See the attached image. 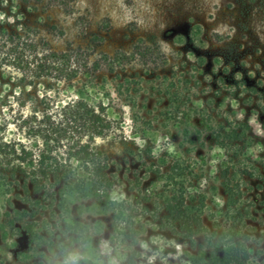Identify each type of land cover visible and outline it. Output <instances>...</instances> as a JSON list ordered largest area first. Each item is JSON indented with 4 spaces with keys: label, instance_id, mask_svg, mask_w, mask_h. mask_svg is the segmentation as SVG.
Segmentation results:
<instances>
[{
    "label": "rangeland",
    "instance_id": "rangeland-1",
    "mask_svg": "<svg viewBox=\"0 0 264 264\" xmlns=\"http://www.w3.org/2000/svg\"><path fill=\"white\" fill-rule=\"evenodd\" d=\"M3 26L52 49L81 48L88 66L150 49L72 81L33 79L0 50V141L38 151L35 126L81 94L110 120L95 138L106 176L88 195H62L53 183L49 194L27 195L17 160L0 155L12 160L1 166L0 264H191V254L208 257L230 240L264 264V0H71L68 10L0 0ZM229 127L243 135L239 155L212 138ZM69 141L55 146L60 159ZM173 192L200 210L206 230L188 237L165 222Z\"/></svg>",
    "mask_w": 264,
    "mask_h": 264
},
{
    "label": "trees",
    "instance_id": "trees-1",
    "mask_svg": "<svg viewBox=\"0 0 264 264\" xmlns=\"http://www.w3.org/2000/svg\"><path fill=\"white\" fill-rule=\"evenodd\" d=\"M21 1L33 3L42 0ZM47 1L60 5L65 10L70 8L71 3V0ZM174 30L168 29L166 34H173ZM4 48L6 56L11 57L15 63L14 66L21 70L26 68L33 79L50 77L58 81H72L81 75L89 78L93 74L92 71L99 70L103 64L110 70L117 66L125 67L136 59V55L143 58L150 49L147 45H135L130 53L117 51L114 56L105 54L103 59H95L88 66V55L84 57L81 48L52 49L42 46L35 36L22 28L14 27L11 30L3 26L0 29V50ZM59 111L60 118H57L58 113L56 116L53 115L54 112L46 113V119L39 121L35 126V132H39L43 138V147H39L38 151L28 149L25 145L18 149L15 143L0 141V155L6 157L12 155L17 160L14 171L21 174V187L27 195L49 194L52 187L49 183H53L51 184L53 188L54 185L58 186L56 190L62 195H88L99 188L106 176L107 157L95 143V138L103 135L110 127L105 106L92 105L81 94L76 99L62 104ZM74 132L78 133L77 137L72 135ZM211 135L218 146L232 150L236 155L240 154L236 142L241 140L243 135L237 127L213 129ZM65 138L72 141L67 144L65 149L67 157L63 160L59 158L54 148ZM11 162L9 158L0 157V179H7L2 164L9 165ZM222 175L224 176L222 184L228 197L227 205L231 208L234 205L235 187L229 177L228 168ZM53 192H56L55 189ZM164 199L168 204L164 219L173 228L188 237L206 230L200 210L186 204L183 193L173 192ZM251 259L246 243L231 240L208 257L200 253L189 256L191 264H251Z\"/></svg>",
    "mask_w": 264,
    "mask_h": 264
}]
</instances>
